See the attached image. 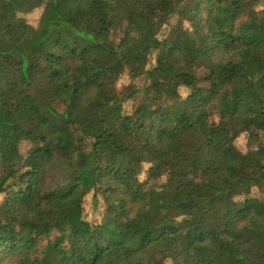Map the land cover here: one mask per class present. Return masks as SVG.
<instances>
[{
    "label": "trees",
    "instance_id": "1",
    "mask_svg": "<svg viewBox=\"0 0 264 264\" xmlns=\"http://www.w3.org/2000/svg\"><path fill=\"white\" fill-rule=\"evenodd\" d=\"M37 8L36 27L17 16ZM152 51L173 75L126 115L136 92L114 85L147 76ZM0 117V194L26 178L0 206V264H264L247 197L264 188V0H0ZM90 193L98 224L78 211Z\"/></svg>",
    "mask_w": 264,
    "mask_h": 264
},
{
    "label": "rangeland",
    "instance_id": "2",
    "mask_svg": "<svg viewBox=\"0 0 264 264\" xmlns=\"http://www.w3.org/2000/svg\"><path fill=\"white\" fill-rule=\"evenodd\" d=\"M175 10L178 9L179 4L175 3L174 4ZM258 9H261V7H258ZM41 15V9H34L28 13H19L17 16L19 18L24 19L28 24H30L33 27H36L39 21ZM178 18L175 16H172L169 19V23L167 26L163 27L161 31L159 32V39L161 37L166 36L169 33V28L172 25H175L177 23ZM182 27L184 29H187L191 31V27L188 22L183 21ZM117 35V34H116ZM111 39H107V43L111 45L112 43V38L114 39L113 36L110 37ZM158 51H152L149 58H148V63L146 65L145 71H147V76H139L133 80H130L127 74V71H125L116 81L114 87L115 91L117 93L125 94L128 89L134 90L136 93L133 97L127 99L126 101L123 102L122 104V109L124 114L128 115L137 108V106L140 104V102L143 99V89L146 88L150 83H159L164 80H168L169 78L172 77L173 72L171 69L166 68V67H159L156 65V58H157ZM203 70H198L197 73L202 74ZM201 86H205V84H201ZM259 86L253 87L251 90H249L246 95L250 96L253 93H256L259 91ZM178 92L181 96V98H185L189 90L180 87L178 89ZM5 119L3 117H0V122H4ZM264 134L260 133V137L263 138ZM235 147L242 153H247L250 151V149H255V145L252 144L248 140V136L246 134H240L234 141ZM30 144L28 143H22L20 145V153L25 157L26 152L29 150ZM54 168L53 171H48V173L45 176V181H44V190H51L55 188L57 185L61 183V173L60 169L57 168L56 166H52ZM147 168V165L144 166L143 168V173L140 176L141 180L146 179V174L145 170ZM1 170V169H0ZM1 172V171H0ZM24 171L21 172V175L17 179L11 180L8 184L7 191L3 194H0V206L3 204V202L9 197L11 192H14L16 190H19L20 188L25 187V181L26 178L24 175H22ZM166 182V177L163 176L160 179L156 181V186H161L164 185ZM148 186H150V183H148ZM98 196L96 197L95 202L93 201V194L90 193L88 194L83 201V204L80 209H78L81 218L90 223V224H98L100 223L104 218H105V213H106V204L104 203L102 197L97 194ZM246 196L244 195H238L234 198L236 205H240L243 203L244 199ZM249 198H255L259 201L258 207L262 210H264V188H259V187H251L249 190V193L247 195ZM191 210L183 209L180 215V218L178 220H181L182 222L186 223L189 219L187 216L191 213ZM194 213V212H193ZM163 264H174L171 259H166Z\"/></svg>",
    "mask_w": 264,
    "mask_h": 264
}]
</instances>
